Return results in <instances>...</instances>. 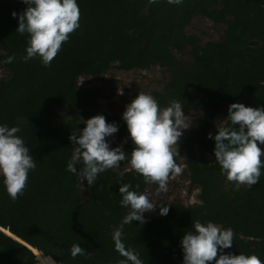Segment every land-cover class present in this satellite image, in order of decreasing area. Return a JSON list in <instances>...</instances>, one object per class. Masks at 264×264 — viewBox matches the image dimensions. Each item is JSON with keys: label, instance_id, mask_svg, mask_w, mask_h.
Segmentation results:
<instances>
[{"label": "trees", "instance_id": "obj_1", "mask_svg": "<svg viewBox=\"0 0 264 264\" xmlns=\"http://www.w3.org/2000/svg\"><path fill=\"white\" fill-rule=\"evenodd\" d=\"M77 4L79 28L46 67L39 57L22 59L28 34L16 32L17 18L11 13L19 14L27 5L22 0H0V69L5 72L0 76V126L20 128L16 135L36 163L15 201L0 177V227L32 247L35 255L0 231V264H49L48 257L56 264H117L125 259L112 240L130 211L120 204L119 186L128 183L130 190L143 192L158 185L145 184L130 168L123 170L129 165L125 159L82 190L77 176L67 171L77 147L68 137L84 127V120L103 115L118 127L113 148L130 156L134 145L126 122L102 110L97 101L100 90L80 87L78 78H96L111 67L130 71L153 66L167 73L160 88L149 92L159 106L177 100L183 112L198 113L175 157L183 165L181 174L188 186L198 189V202L156 199L154 210L143 214V224L134 220L124 225L122 242L139 254L143 264H184L180 241L199 220L233 231V245L222 250L225 254H254L264 262V168L251 187L229 182L215 160V141L208 136L218 131L217 112L224 118L221 126L230 124L231 103L264 109V0H183L180 5L167 0L155 4L77 0ZM195 17L223 24L221 36L201 43L186 31ZM12 55L14 62L4 63ZM208 153L212 155L207 157ZM159 206H168V214L160 215ZM73 244L90 257H71Z\"/></svg>", "mask_w": 264, "mask_h": 264}, {"label": "clouds", "instance_id": "obj_2", "mask_svg": "<svg viewBox=\"0 0 264 264\" xmlns=\"http://www.w3.org/2000/svg\"><path fill=\"white\" fill-rule=\"evenodd\" d=\"M27 7L17 18L16 32L28 34L27 60L39 57L44 66H50L62 45L69 36L79 28L80 10L77 0H22ZM158 3V0H149ZM167 3L180 5L183 0H167ZM15 56H8L4 63H13ZM127 131L134 147L127 155L120 147L110 148L106 137L118 131L114 123H108L103 115H94L84 120L82 129H74L68 139L76 145L75 155L67 164V171L77 176L82 184L85 180L93 185L99 173L117 168L121 161L128 159L130 170L143 177L145 184L158 185V192H166L170 177L180 175L182 167L175 160L178 154L177 142L182 129H187V116L177 100L169 101L161 108L150 94L138 92L126 105L122 114ZM228 126H220L213 137L214 156L221 174L229 182L251 187L258 183L261 168H264V109L245 106L234 102L228 106ZM238 125V127H235ZM18 126H0V177L7 194L15 201L23 194L27 186L28 173L36 167L35 160L29 153L25 141L16 134ZM82 163L79 169L76 167ZM131 184L123 183L118 192L122 199L121 206L130 211L121 224L112 233L115 251L125 259L117 264H143L138 253L126 248L122 242V229L132 221L145 222L144 213L154 210L155 203L150 199L146 188L143 192L130 190ZM136 189L140 185H135ZM168 206H159V214L164 216ZM194 231L185 233L180 241L184 264H264L254 254H225L222 250L231 248L234 233L230 228H221L212 222L207 224L199 220L193 222ZM71 257L88 256L79 244L70 248ZM49 264L56 261L48 257Z\"/></svg>", "mask_w": 264, "mask_h": 264}, {"label": "rangeland", "instance_id": "obj_3", "mask_svg": "<svg viewBox=\"0 0 264 264\" xmlns=\"http://www.w3.org/2000/svg\"><path fill=\"white\" fill-rule=\"evenodd\" d=\"M224 28L223 24H214L207 18L195 17L191 24L187 27L188 33L196 34L201 43L208 40L218 39ZM178 55V54H177ZM183 59H187L186 55H183ZM5 72L0 69V76H4ZM167 73L158 66H153L143 70H130L124 71L111 67L104 74L92 77H80L78 78V84L82 88H98L100 90V96L97 99L99 106L105 112L118 115L122 118V114L126 109V105L131 101L129 97L134 92H144L149 94L150 91L159 89L162 82L165 81ZM60 112H63L61 110ZM187 116V123L189 127L182 129V135L177 142V146L183 139V137L189 135L194 128V121L198 116L197 112H184ZM224 122L220 112L216 113L215 116V127H220ZM108 144L110 148L116 146L117 142L114 136H108ZM261 148L262 146L259 145ZM212 154L208 153L207 157ZM183 168V165H181ZM130 165L125 168L128 169ZM78 184L82 190L88 185L85 180L82 184L78 179ZM157 188L149 190L150 199L154 203L156 199L163 198L167 200H178L184 205H189L198 202L197 194L198 189L190 188L185 175L180 174L177 176L170 177L167 184L166 192H158Z\"/></svg>", "mask_w": 264, "mask_h": 264}, {"label": "water", "instance_id": "obj_4", "mask_svg": "<svg viewBox=\"0 0 264 264\" xmlns=\"http://www.w3.org/2000/svg\"><path fill=\"white\" fill-rule=\"evenodd\" d=\"M0 231H2L3 233H5L6 235L10 236L11 238L15 239L16 241H18L19 243H21L22 245L26 246L27 248H29L32 253H33V248L30 247L29 245H27L24 241L18 239L17 237H15L14 235H12L11 233H9L7 230L3 229L0 227ZM35 250V249H34ZM34 254V253H33ZM35 255V254H34ZM43 255V254H42ZM45 256V255H43Z\"/></svg>", "mask_w": 264, "mask_h": 264}]
</instances>
